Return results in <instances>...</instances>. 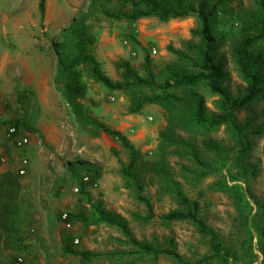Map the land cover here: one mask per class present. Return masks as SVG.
<instances>
[{"label": "rangeland", "instance_id": "1", "mask_svg": "<svg viewBox=\"0 0 264 264\" xmlns=\"http://www.w3.org/2000/svg\"><path fill=\"white\" fill-rule=\"evenodd\" d=\"M92 1L46 0L42 20L40 0H0V26L5 21L10 27L18 25L17 29L25 34V42L32 41L34 36L35 45L47 60L42 64L37 94L19 96L9 92L0 108V148L4 149L0 155L8 162L20 163L27 159L30 164L25 177L19 176L13 182L7 174L8 180L0 182V245L12 252L9 259H0V264H11L16 256H22L25 264H181L168 255L144 254L117 227L75 223L67 230L62 224L60 216L64 213L86 210L91 217L95 216L93 208L98 203L107 215L125 222L132 236L142 244L148 243L155 250H174L184 264H224L221 259L213 258L209 237L194 225L169 223L164 219L179 209L161 181L163 175L151 171V165L160 161V133L168 125L166 111L158 105H146L139 114H130V94L110 92L84 75L87 95L82 104L88 113L120 132L140 152L142 159L134 176L138 177L141 189L137 183H128L122 175L123 166L130 163L128 152L110 136L94 137L67 105L57 74L54 48L60 46L64 32L87 12ZM257 2L233 0L229 5L233 14L223 12L213 34L214 43L219 47L215 59L225 66L229 76L226 85L234 98L245 93L246 84L235 65L233 48L241 41L244 19L257 9ZM198 28L199 22L194 17L167 23L157 18L142 19L135 27L126 21L104 18L93 23L98 38L94 55L103 74L115 82L122 80V71L117 67L121 62H129L147 78L145 68L149 57L157 84L162 85L194 72L170 48L185 52L188 44L199 43V38L192 34ZM135 32L141 47H134L129 38ZM154 49L157 55L153 54ZM261 76L264 80V61ZM198 92L204 96L208 110L217 112L218 98L205 87H200ZM236 119L241 124L250 121L251 130L261 132L247 137L251 145L247 153L240 152L225 126L210 133H181L216 172L194 183L192 175L185 171L194 166L171 156L166 173L181 184L189 199L200 203V216L218 235L229 256L228 264H262L264 82L261 99L239 110ZM13 124L31 138L30 145L23 150L16 149L8 138V128ZM208 141L222 148L226 161L236 158L228 167L233 173L240 172L234 174L239 179L233 183L227 178V182L230 187L239 186L237 190L218 186L228 171L220 166L222 158L205 147ZM88 169L100 170L101 179L96 187L85 186L82 193L81 185L85 183ZM138 195L152 202L155 214L152 220L144 219L149 211ZM67 237L77 252H91L96 257L85 262L80 257L66 255L63 247Z\"/></svg>", "mask_w": 264, "mask_h": 264}, {"label": "trees", "instance_id": "2", "mask_svg": "<svg viewBox=\"0 0 264 264\" xmlns=\"http://www.w3.org/2000/svg\"><path fill=\"white\" fill-rule=\"evenodd\" d=\"M233 0H94L91 2L87 12L63 34V41L54 51L57 55V74L62 81L63 97L74 116L84 124L85 128L92 131L94 137L101 134L112 137L125 149L130 157L128 166H123L122 175L128 183H137L141 188L137 172L141 163V154L136 148L118 131L108 127L104 122L94 119L87 111L82 101L87 95V84L84 75L95 84L101 85L110 92H122L130 94L132 99L130 114H139L146 105H158L167 114L168 125L160 133L159 154L160 161L151 165L152 173L163 175L161 181L166 184V191L176 202L179 209L170 212L164 219L171 222H188L194 225L200 233L209 237V243L213 258L221 259L224 264L229 263V256L218 235L206 224L200 216L201 206L196 200L189 199L182 191V186L176 182L169 173V158L178 157L189 161L194 168H185L188 175H192V181L198 183L216 172V169L207 164L196 146L187 142L180 136L181 133L194 134L197 132L210 133L222 127H226L236 143L240 152L247 153L251 145L246 141L248 136L259 135L260 130H251L252 123H239L236 119L239 110L245 109L263 95V78L261 76L262 63L264 61V0H258L257 9L248 15L243 22L241 30V41L233 48L235 65L240 77L246 84L245 93L234 98L226 85L228 73L223 63L216 62V53L219 49L214 43L215 28L219 23L223 12L233 10L229 5ZM39 11L42 20L46 14V0H40ZM194 17L199 22V28L192 34L199 38V43L187 45V51H179L170 48L176 56L187 66L194 70L191 74H185L166 81L159 85L153 73L152 61L146 60V75L142 77L129 62H121L117 65L122 71V80L115 82L103 74L100 62L94 55L97 44V36L93 31V23L102 19L113 22L126 21L135 27L142 19L157 18L163 23L171 20H184ZM130 40L134 47H141L136 32L131 35ZM200 87H205L218 98L217 112L211 113L206 105L204 96L198 92ZM149 91L144 93V91ZM24 125L23 121H20ZM12 126V125H11ZM16 126L18 130L20 128ZM205 147L215 156L222 158L220 166L228 171L223 175L219 187L237 190L239 186L230 187L227 178L231 182H237L239 174L234 173L228 167L229 163L236 158L226 161L223 150L217 144L208 141ZM101 171L88 169L86 176L89 181L83 183L82 193L85 186L95 187L101 179ZM142 189V188H141ZM140 189V190H141ZM80 191V190H79ZM141 203L148 208L149 214L144 219L150 221L155 218L152 202L142 195H138ZM95 216L91 217L86 210L76 214H68L72 224H106L120 229L129 243L146 255H168L184 264L183 259L174 250H155L148 243H140L129 231L127 224L121 220L107 215L102 210V204L94 206ZM71 238L65 239L63 252L82 258L85 262L91 261L96 254L91 252H77ZM260 250L263 255L264 264V236L260 237Z\"/></svg>", "mask_w": 264, "mask_h": 264}, {"label": "crops", "instance_id": "3", "mask_svg": "<svg viewBox=\"0 0 264 264\" xmlns=\"http://www.w3.org/2000/svg\"><path fill=\"white\" fill-rule=\"evenodd\" d=\"M17 26L13 24L10 27L6 21L1 23L0 26V108L4 100L8 98L9 92H14L15 95L19 96L29 95L30 92L37 94L41 85L42 64L43 61L44 63L47 61L41 52V48L35 45L34 36L31 37L32 41L25 42V34L17 29ZM10 142L13 144L12 141ZM0 152H4V149L0 148ZM0 157L4 156L0 155ZM7 162L5 164L0 163V182L1 180L7 181L9 177L10 181L14 182L20 176L19 170L22 161L20 163L18 161L17 163ZM13 164L15 166L11 167L10 165ZM29 168L30 164L27 172ZM7 174L10 176L8 177ZM11 253L10 249L5 248L2 244L0 245V259H9ZM19 257L22 256L13 257L11 264H15ZM23 264H25V260Z\"/></svg>", "mask_w": 264, "mask_h": 264}, {"label": "built area", "instance_id": "4", "mask_svg": "<svg viewBox=\"0 0 264 264\" xmlns=\"http://www.w3.org/2000/svg\"><path fill=\"white\" fill-rule=\"evenodd\" d=\"M153 54L157 55L158 54L157 50L154 49ZM132 55L136 56V52H133ZM110 100L114 101V98H111ZM8 138L12 141V143L17 149H24L28 147L31 143L30 137L24 134L21 130H18V128L13 125L8 128ZM6 162H7V159L5 157H0V163L5 164ZM28 166H29L28 160L27 159L22 160L21 168L19 170L20 176L26 175ZM84 181L85 183L88 182L89 178L85 177ZM61 221L67 230H71L73 228V224L69 221V217L67 213L62 214ZM76 243H78L77 240H76ZM23 263H24V259L22 257H19L17 258L15 264H23Z\"/></svg>", "mask_w": 264, "mask_h": 264}]
</instances>
